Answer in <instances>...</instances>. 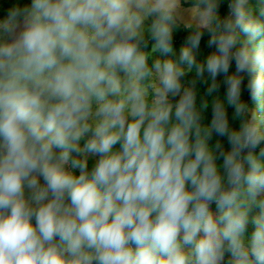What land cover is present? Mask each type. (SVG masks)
I'll list each match as a JSON object with an SVG mask.
<instances>
[{
	"label": "clouds",
	"instance_id": "clouds-1",
	"mask_svg": "<svg viewBox=\"0 0 264 264\" xmlns=\"http://www.w3.org/2000/svg\"><path fill=\"white\" fill-rule=\"evenodd\" d=\"M0 264H264V0H0Z\"/></svg>",
	"mask_w": 264,
	"mask_h": 264
}]
</instances>
